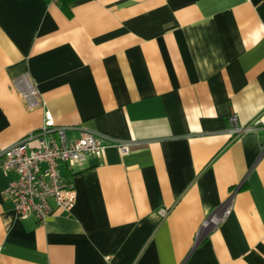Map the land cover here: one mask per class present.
Returning <instances> with one entry per match:
<instances>
[{
	"label": "crops",
	"instance_id": "crops-1",
	"mask_svg": "<svg viewBox=\"0 0 264 264\" xmlns=\"http://www.w3.org/2000/svg\"><path fill=\"white\" fill-rule=\"evenodd\" d=\"M47 111L130 150L63 166L77 203L45 223L0 169V264H264V0H0V150Z\"/></svg>",
	"mask_w": 264,
	"mask_h": 264
},
{
	"label": "built area",
	"instance_id": "built-area-1",
	"mask_svg": "<svg viewBox=\"0 0 264 264\" xmlns=\"http://www.w3.org/2000/svg\"><path fill=\"white\" fill-rule=\"evenodd\" d=\"M17 86L31 107L41 103L36 82L28 74L17 81ZM229 120V132L235 137L248 129L258 128L259 124L257 120L247 125L241 124L236 113H232ZM259 127L264 129L263 125ZM74 128L57 125L47 111L40 129L0 150V169L17 173V177L9 182L6 196L14 202L20 219L35 216L39 222L45 223L55 207L68 212L73 210L77 203V189L72 178L62 171L63 166L71 169L88 156L102 152L110 144H115L122 154L130 150V143L113 141L82 127H77L78 136H69L68 131ZM233 205L234 193L207 216L197 239L219 226L232 212Z\"/></svg>",
	"mask_w": 264,
	"mask_h": 264
}]
</instances>
